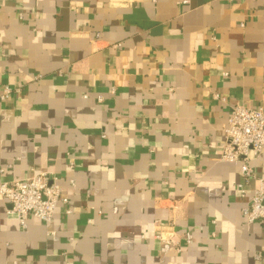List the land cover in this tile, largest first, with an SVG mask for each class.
Here are the masks:
<instances>
[{"label": "crops", "instance_id": "obj_1", "mask_svg": "<svg viewBox=\"0 0 264 264\" xmlns=\"http://www.w3.org/2000/svg\"><path fill=\"white\" fill-rule=\"evenodd\" d=\"M5 86L0 183L69 205L22 225L0 194V264H264L256 178L221 160L231 107H264V0H0Z\"/></svg>", "mask_w": 264, "mask_h": 264}, {"label": "built area", "instance_id": "obj_2", "mask_svg": "<svg viewBox=\"0 0 264 264\" xmlns=\"http://www.w3.org/2000/svg\"><path fill=\"white\" fill-rule=\"evenodd\" d=\"M19 90V87H16ZM12 93V88L5 86L0 93L4 100ZM225 144L221 160L240 164V173L246 181L256 178V186L250 195L243 213L249 222L264 221V177H257L250 161L264 151V107H249L237 102L224 127ZM3 170H1L2 172ZM242 195L247 193L244 184H239ZM0 194L10 204V213L15 215L22 225L28 217H36L45 223L54 218L57 205L62 202L69 205V198L63 194V188L56 178L48 173H37L27 178L0 183ZM66 212H71L67 208ZM187 243L193 236L190 231L184 235ZM160 251L167 254L178 244L171 236L159 233Z\"/></svg>", "mask_w": 264, "mask_h": 264}]
</instances>
